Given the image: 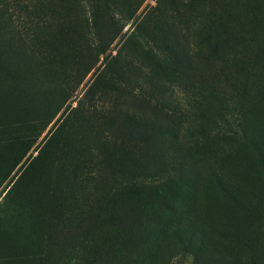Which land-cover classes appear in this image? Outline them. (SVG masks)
I'll use <instances>...</instances> for the list:
<instances>
[{
  "label": "rangeland",
  "instance_id": "rangeland-1",
  "mask_svg": "<svg viewBox=\"0 0 264 264\" xmlns=\"http://www.w3.org/2000/svg\"><path fill=\"white\" fill-rule=\"evenodd\" d=\"M211 1L115 0L142 18L155 14L161 36L163 18L177 12L173 22L191 48ZM64 2L0 0V264H264V0H251L247 24L230 31L225 48L243 46L257 60L256 70L237 75L241 86L228 88L237 97L216 99L184 80L175 87L182 102H195L189 123L223 136L229 103L255 146L200 139L183 178L169 183L172 146L140 128L146 112L103 72L110 52L95 44L104 25L89 21L85 5Z\"/></svg>",
  "mask_w": 264,
  "mask_h": 264
},
{
  "label": "trees",
  "instance_id": "trees-1",
  "mask_svg": "<svg viewBox=\"0 0 264 264\" xmlns=\"http://www.w3.org/2000/svg\"><path fill=\"white\" fill-rule=\"evenodd\" d=\"M171 1L175 5H194L193 8L200 3L199 0ZM64 3L67 9H75L83 4L89 21L100 20L104 30L98 33L95 47L100 50L99 54L110 52L105 57L103 72L115 76V83L123 85V90L128 89L131 92V98L140 105L139 111L146 112V115L151 112L155 118L164 119L166 127L162 129L156 123L152 124L145 119L146 115L140 117L138 122L142 130L145 128L144 130L149 131L151 137L165 139L164 142L172 146L176 160L168 172L169 178H183L187 153L201 144L200 139L209 143L216 138L240 137L245 146L253 144L248 137L246 121L236 114L234 106L229 103L221 108V129L218 133L223 132V136L214 137L203 123H189V118L194 116L192 110L196 108L195 102L187 98L182 102L183 99L177 95L175 88L178 82L184 80L185 87L189 88V84L193 83L198 90L202 87L203 93L216 99L224 95L226 98L238 96L228 88L232 89L233 84L241 86L244 81L239 76H242L243 71L256 70L257 60L255 56H243V46L233 51L225 48L232 35L230 31L238 23L247 24L253 12L250 8L251 0L211 1L206 17L208 21L202 27L197 46L193 48L187 44L173 22L178 18L177 12L175 16L163 18L161 36L157 32L159 18L155 14H151L152 20L149 15L143 18L137 16L138 9L132 5L124 7L115 0H65ZM128 21H132L131 28L119 38L120 49L117 56H114L111 47ZM255 37L260 38L258 30H255ZM202 73L207 74V80H202ZM180 132L193 137L196 135L197 139L182 140ZM170 180L171 178L167 183ZM219 187L225 195L234 196L232 186H227L222 181Z\"/></svg>",
  "mask_w": 264,
  "mask_h": 264
}]
</instances>
